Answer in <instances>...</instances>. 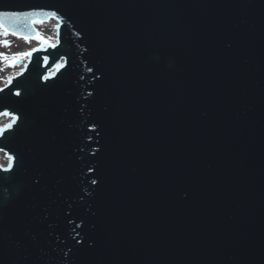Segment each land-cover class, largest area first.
<instances>
[{
    "label": "water",
    "instance_id": "water-1",
    "mask_svg": "<svg viewBox=\"0 0 264 264\" xmlns=\"http://www.w3.org/2000/svg\"><path fill=\"white\" fill-rule=\"evenodd\" d=\"M0 13L55 45L0 88V264H264V0Z\"/></svg>",
    "mask_w": 264,
    "mask_h": 264
},
{
    "label": "bare ground",
    "instance_id": "bare-ground-1",
    "mask_svg": "<svg viewBox=\"0 0 264 264\" xmlns=\"http://www.w3.org/2000/svg\"><path fill=\"white\" fill-rule=\"evenodd\" d=\"M42 24H43L44 32L41 31L38 27V29L41 32H43L44 34L46 33L45 35L52 38L53 40L58 38L57 24L58 25L60 24L58 19L51 18ZM37 26H38V23H37ZM12 33L13 32H10L9 30H7L4 26H2L0 24V34L15 37L16 42L18 44V51L26 53V52L31 51L32 49L40 48L41 43L35 37H33V36L28 37L29 39L26 40V39H24L25 36H21V35H17V34L13 35ZM21 48H23V49H21ZM29 58H30L29 56H25L21 63H20V61L18 62L19 66L17 67L16 71L13 73H10L0 83V88L5 87L8 84H10V82H9L10 78L13 79L14 77H17L19 74H21L25 70V66L28 63ZM61 60L65 61L64 58H62ZM1 113H4V112H1ZM12 116H14V114H12V115H0V127H3L4 125L9 124L12 120ZM8 156L9 155H8L7 151H5V150L0 151V168L6 172H8V168L13 165L12 161L10 163Z\"/></svg>",
    "mask_w": 264,
    "mask_h": 264
},
{
    "label": "snow or ice",
    "instance_id": "snow-or-ice-1",
    "mask_svg": "<svg viewBox=\"0 0 264 264\" xmlns=\"http://www.w3.org/2000/svg\"><path fill=\"white\" fill-rule=\"evenodd\" d=\"M0 15H10V13H0ZM11 15H28L27 13H11ZM53 16L56 15V13H52ZM13 35H16L15 32L12 33ZM37 40L40 41L41 44L43 45H47L48 47H55L54 44H51L49 40L39 36V34H37V36L35 37ZM24 39H29L28 37H24ZM3 44L5 46H7L8 42L7 41H3ZM40 49H32L31 51L29 52H26V53H16V54H13L11 57L7 56L6 54L4 53H0V59L2 60H5V61H8L9 62V65L10 66H13L15 63H18L19 62V59L20 58H23L25 56H31L33 52L35 51H38ZM57 67H60V65H57ZM91 71V69H89ZM9 82H11V78L9 80ZM0 91H2V89H0ZM16 95H20L19 92L16 93ZM0 115H12L8 112H4V113H0ZM19 118L16 117V116H12V120L9 124L7 125H4L3 127H0V136H3L5 132L9 131V130H12L13 129V126L16 124L17 120ZM95 128V126L93 125V129ZM0 151H3V149H0ZM8 159L11 163V161H13L15 158L12 156V155H9L8 156ZM92 169H89V171H91ZM97 181L96 180H92V184H96ZM79 226V225H78Z\"/></svg>",
    "mask_w": 264,
    "mask_h": 264
},
{
    "label": "rangeland",
    "instance_id": "rangeland-1",
    "mask_svg": "<svg viewBox=\"0 0 264 264\" xmlns=\"http://www.w3.org/2000/svg\"><path fill=\"white\" fill-rule=\"evenodd\" d=\"M38 27L41 31L44 32V29H43V24L42 22H39L38 23ZM46 34V33H45ZM3 41H7L8 44L7 46H5L3 44ZM23 49V48H21ZM0 53H4L6 54L7 56L11 57L13 54H16V53H23L21 51H18V44L16 42V39L15 37L13 36H6V35H1L0 34ZM24 57L23 58H20L19 61L20 63L23 61ZM19 66L18 63H15L13 66H10L9 65V62L8 61H5V60H2L0 59V83L10 74V73H13L16 71L17 67ZM54 70V69H53ZM52 70V71H53ZM51 71V72H52ZM50 73V72H48Z\"/></svg>",
    "mask_w": 264,
    "mask_h": 264
}]
</instances>
